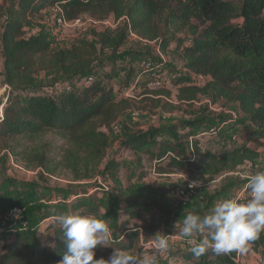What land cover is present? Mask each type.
I'll list each match as a JSON object with an SVG mask.
<instances>
[{
    "label": "trees",
    "instance_id": "trees-1",
    "mask_svg": "<svg viewBox=\"0 0 264 264\" xmlns=\"http://www.w3.org/2000/svg\"><path fill=\"white\" fill-rule=\"evenodd\" d=\"M55 6L69 22L82 17L96 21L125 20L114 30L95 32L91 42L77 40L69 49L51 52L47 37L25 38V29L31 25L30 16ZM8 13L9 19L0 37L4 79L8 87L5 101L0 104V139L21 137L31 140L42 132H60L67 136L74 160L83 153L89 161H102L110 141L100 129L109 130L133 108L130 98L116 101L113 90L104 84L110 75L102 72L105 68L102 52L110 48L115 54L130 33L139 32L149 21L156 19L163 37L158 43L159 50L178 53L189 73L210 79L207 91L210 90L215 99L237 103L238 112L252 127L251 138L264 144V0H243L240 5L229 0H15ZM166 37H170L169 42ZM171 43L175 46L171 47ZM39 73H43L47 83L37 82ZM88 78L92 81L87 82ZM186 81L181 78L178 83ZM61 82L68 86L58 89ZM48 90L55 94L48 95ZM197 92L196 87L179 88L178 99L191 101ZM177 131L178 128H170L172 140L156 143L155 150L150 145L160 135V130L130 133L120 142L119 150L141 152L149 155L155 164L165 163L175 171L192 167L208 172L221 160L229 169L247 163L253 167L261 156L258 149L247 144L224 152L220 158L208 150L201 152L196 148V163L190 164L185 159V143L195 134L189 130L179 136ZM6 147L7 143L2 144L3 149ZM47 163L45 158L39 161L40 166ZM117 169L118 163L112 159L98 173L104 182L115 181ZM78 195L89 198L61 207L52 206L53 200H48L50 204L44 208L31 203L22 205L26 206V217L31 218L29 229L34 232L42 221H54V214L94 213L91 194L74 196ZM115 197L125 199L131 222L139 218L140 210H146L150 215L149 222L144 224H116L122 230L121 239L114 242L116 249L133 251L141 232L144 243L153 241L156 234L170 237L167 223L170 212L154 200L148 190L134 184L127 190H117ZM51 228L49 225L47 229ZM4 235L7 240L0 247V264H59L62 259L64 243L59 226L53 228V242L44 245L37 240L34 252H30L26 241L16 238L14 232ZM12 237L15 240H11ZM190 248L191 245L186 244L173 253L181 261L176 264L191 261L193 264H231L230 255L217 256L209 250L197 259ZM142 249L151 250L145 246ZM94 252L96 260L109 259V252L103 246H97ZM247 253L259 257L260 264H264V231L250 242Z\"/></svg>",
    "mask_w": 264,
    "mask_h": 264
},
{
    "label": "rangeland",
    "instance_id": "rangeland-1",
    "mask_svg": "<svg viewBox=\"0 0 264 264\" xmlns=\"http://www.w3.org/2000/svg\"><path fill=\"white\" fill-rule=\"evenodd\" d=\"M229 1L240 5L243 0ZM14 2L15 0H0V37ZM53 8L46 7L38 15L30 16L31 25L25 29V38L47 37L51 44V52L69 49L77 40L91 42L95 39V32L114 30L110 27L116 23L113 18L101 21L103 24L98 26L86 23L82 28L59 30L55 23L56 10ZM81 19L82 22H86L87 18ZM162 38L160 22L152 19L139 32L129 34L115 54H112L110 48H105L102 52V59L105 62L102 72L110 75L104 84L113 90L116 101L125 98L133 101V108L120 117L109 130L100 129L107 134L110 141L102 161L98 159L89 161L87 155L83 153L77 155V160H74L71 157L72 147L67 136L60 132H42L31 140H24L21 137L0 139V247L7 240L2 232L11 229L17 234L15 237L25 240L29 251L34 252L38 241L44 245L53 242V228L58 227L55 221L49 219L42 221L34 232L30 229L23 231L19 227V221L11 217V208L25 209L26 206H23L27 203L44 208L50 204L48 200H53L52 206L61 207L78 200H88V195H74L89 192L96 209L90 215L103 220L109 227V233L103 241L108 246L103 247L108 250L110 258L116 249L114 242L121 239L122 230L121 227L117 228L118 224L149 222L150 215L146 210H140L139 218L131 222L125 199L115 197L117 190H127L135 184L148 190L154 200L169 210L170 218H167L171 234L167 239L169 247L159 256V264H176L181 261L173 253L187 244V238L179 236V229L186 214L199 212L204 215L217 202L234 198L246 185L247 175L264 171V144L257 143L251 138L252 127L238 112L237 103L224 98L215 99L212 92L207 91L210 79L189 73L183 67L178 53H162L159 50L158 43ZM165 39L170 41V37ZM170 46L173 47L175 44L171 43ZM2 50L0 42V104L4 103L8 91L4 79ZM147 61L160 66L161 82L157 89H154L146 75L142 74L143 64ZM173 76L176 78L173 79ZM181 78L187 81L178 83ZM46 81L43 73H39L37 82L47 83ZM64 86L68 84L61 82L58 89ZM183 87H196L199 92L191 101H181L178 94L179 88ZM131 88L134 89L129 91ZM46 92L48 95L55 94L50 90ZM170 128H178L179 136L189 130L194 132L195 137L189 138L185 143L187 144L185 159L190 164L196 163V148L201 152L208 150L220 158L224 152L247 144L249 147L260 149L261 157L253 167L247 163L237 169H229L221 160L208 172L192 167L175 171L165 166V163L155 164L149 155L141 152L123 153L119 150L120 142L128 134L157 129L161 133L150 145L151 149L155 150L156 143L172 140ZM5 143L7 147L3 149L2 144ZM42 158L48 162L45 166L39 165ZM112 159L118 163L114 176L116 180L108 179L104 182L98 172ZM188 181L194 182L197 188L189 204L183 206L177 191L186 189ZM221 195L223 197L218 200ZM41 196H44V199ZM249 196L245 194L241 198L247 200ZM25 219L28 223L31 222L30 217ZM49 225L52 226L51 229H47ZM200 236L197 234L194 238L199 239ZM15 237L10 239L15 240ZM152 242L154 240L144 243L141 232L136 248L128 253L134 256L153 254L155 249ZM143 246L151 250L148 252L142 249ZM228 255L231 256V264H260L261 261L259 257L247 252L243 254L233 252ZM184 264L193 263L191 261Z\"/></svg>",
    "mask_w": 264,
    "mask_h": 264
},
{
    "label": "clouds",
    "instance_id": "clouds-1",
    "mask_svg": "<svg viewBox=\"0 0 264 264\" xmlns=\"http://www.w3.org/2000/svg\"><path fill=\"white\" fill-rule=\"evenodd\" d=\"M247 200L223 199L204 215L188 213L182 221L179 236L187 238L195 258L211 250L215 255L233 252L243 254L250 242L264 231V171L245 177ZM59 226L64 252L59 264H159V256L169 247L166 235H154L153 254L134 256L125 250L114 249L108 260L94 259L97 246H108L103 241L109 233L108 225L93 215L54 214ZM200 234L202 239L194 237ZM206 234V235H204Z\"/></svg>",
    "mask_w": 264,
    "mask_h": 264
},
{
    "label": "built area",
    "instance_id": "built-area-1",
    "mask_svg": "<svg viewBox=\"0 0 264 264\" xmlns=\"http://www.w3.org/2000/svg\"><path fill=\"white\" fill-rule=\"evenodd\" d=\"M53 9L56 10L55 11V13H56L55 23H56L58 29L59 30H62V31L66 30V29L73 30V29H76V28H82L86 23H90V24L96 25V26H98L100 24H103V22L96 21V20L91 19V18H87L86 19V22H82L81 21L82 19H78V20H75L73 22H69V21H67L64 18L61 9L58 6H55ZM124 20L125 19L122 18L119 21H115L116 22L115 25L114 26H110V27H112L113 29H116L117 26L119 25V23L122 22V21H124ZM159 68H160L159 65L158 66H155V65H153L149 61H147V62H145L143 64L142 74L143 75H146L147 80L150 82V85L154 89H157L158 87H160V82H161L160 72L161 71L159 70ZM197 76L203 77V76H200V75H196V77ZM175 78L176 77L173 76V79H175ZM86 81L87 82H91L92 81V78H88V79H86ZM133 89L134 88H131L129 91H132ZM0 117H2V109L1 108H0ZM196 188H197V186L195 185L194 182L188 181L187 182V188L186 189L181 190V191H177V196L180 199V202H181L182 205H185L186 203H189L190 202L191 198L194 195V191L196 190ZM245 194L250 195V192L247 191L245 189V186H244V188L242 190H240L239 193L234 196V198H237L239 200H242L241 197L243 195H245ZM10 215H11V217H14L15 219H17L19 221V227H20L21 230H23V231H28L29 230V223L25 219L26 218L25 209L20 208V207L11 208ZM4 221L7 222V219H5ZM4 226H6V225H4ZM8 232H13V231H11V229H9L6 232H2V233H8ZM202 238H203V236L201 235L199 237V239L197 237L195 239H197V241H199ZM186 243H187V241H186ZM151 244L154 245V242H152Z\"/></svg>",
    "mask_w": 264,
    "mask_h": 264
},
{
    "label": "crops",
    "instance_id": "crops-1",
    "mask_svg": "<svg viewBox=\"0 0 264 264\" xmlns=\"http://www.w3.org/2000/svg\"><path fill=\"white\" fill-rule=\"evenodd\" d=\"M259 151H260V149H259ZM261 157V156H260Z\"/></svg>",
    "mask_w": 264,
    "mask_h": 264
}]
</instances>
